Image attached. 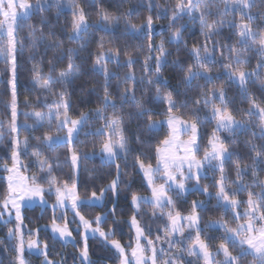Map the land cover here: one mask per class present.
<instances>
[{
    "label": "trees",
    "instance_id": "trees-1",
    "mask_svg": "<svg viewBox=\"0 0 264 264\" xmlns=\"http://www.w3.org/2000/svg\"><path fill=\"white\" fill-rule=\"evenodd\" d=\"M65 1L71 4L70 10L61 5L62 0L47 5L43 0H28L34 12L17 27L18 120L20 139L27 143L22 153L24 171L31 183L44 189L76 186L82 199L104 193L102 206L83 204L79 211L92 222L103 217L101 229L127 253L136 243L131 225L136 218L147 240L165 241L173 255H182L178 261L184 264H206L199 255L188 254L198 238L215 256V264H227L220 252L223 246L235 259L231 264H264L248 247L230 238V232L238 231L248 217L238 219L236 210L217 198L223 178L227 198L240 202L239 212L254 201L264 218V0H252L246 10L233 9L226 0H196L192 5L191 0ZM76 10L85 16L88 28L73 38ZM4 22L0 16V44ZM246 73L251 78L243 89L233 76ZM0 75L1 208L9 194L5 177L14 152L11 64L2 59ZM218 92L224 101L211 100ZM65 108L73 121H86L73 144L49 146L46 141L65 130L59 127V118L47 115ZM215 109L243 126L220 133L229 158L221 169L207 168L199 180L205 192L194 190L182 196L172 191V206L160 209L142 204L136 211L135 198L150 193L141 165L157 167L159 148L170 138L167 126L155 130L151 125L171 115L198 124L202 157L216 132ZM32 113L43 120L31 117ZM112 121L126 150L117 163L100 156L113 136L99 131L108 130ZM117 178L113 191L110 188ZM46 199L51 205L57 202L48 192ZM197 202L203 207L196 208ZM24 211L27 230L33 237L40 233L53 263L80 264L83 243L77 221L70 224L76 245H65L46 230L55 223L64 224L63 215L50 206ZM195 212L200 228L185 229L173 237L169 228L173 216ZM212 222H224L231 231L211 227ZM14 225H0V264H18L16 240L8 235ZM88 243L91 264H121L120 254L108 243L96 237ZM28 264H45V259L29 256Z\"/></svg>",
    "mask_w": 264,
    "mask_h": 264
},
{
    "label": "rangeland",
    "instance_id": "rangeland-1",
    "mask_svg": "<svg viewBox=\"0 0 264 264\" xmlns=\"http://www.w3.org/2000/svg\"><path fill=\"white\" fill-rule=\"evenodd\" d=\"M0 0V7L2 12L0 16L4 18V26L1 32V44H0V59L11 64L12 79L10 82L13 102L10 105L13 114V125L10 128L12 132L11 140L14 146L13 162L11 167L7 168V183L9 194L6 201L0 208V225H9L12 222L15 223L11 228L8 235L10 238L16 240V246H18V264H28L29 256L44 257L45 264H55L49 258V247L43 244L40 239V233L35 232V237L27 230L24 222V210L36 208V206L47 208L50 206L52 210L65 219L64 224L55 223L46 227V230L50 231L53 236L61 240L65 245H76L75 234L70 226L71 221H77L78 228L82 232L83 248L81 249L80 264H91V254H89L90 239L94 237L101 239L105 244L108 243L116 253L120 254L122 260L121 264H184L178 261V258L182 255H173L167 246L165 241L160 240L156 243L154 241L147 240L143 229H141L138 220L135 218L131 221L132 228L135 232V246L127 253L123 246L119 242H110L108 239V233L106 234L101 229L103 223V217H99L96 221H89L80 213V207L83 204L102 206L105 202V194L92 195L90 199H82L78 196V190L76 186L65 187L52 185L48 189H44L38 186H34L28 174L24 171L25 165L23 163L22 153L27 148L25 139H20V130L22 125L19 122V109H18V86L16 75V63L15 57L17 54L18 40H16V33L18 24L27 20L34 12V6H32L28 0H22L16 7L10 6V1L2 2ZM53 0H43V5H47ZM56 2L61 0H55ZM61 4L67 10L71 9V4L66 2ZM231 3L229 7L233 9H249L252 0H226ZM231 1V2H230ZM75 10V9H74ZM76 29L73 38L79 37L88 27V23L85 16L80 10H76ZM248 33V31L246 32ZM249 34V33H248ZM5 39L6 44L3 40ZM3 43V44H2ZM241 88L245 89L247 81L251 78L249 73L236 74L233 76ZM1 79V75H0ZM212 101L215 98L224 101L222 93H213ZM210 100V101H211ZM48 113L47 117L53 119L59 118V127L64 129L65 132L58 134L55 137L48 139L46 142L49 146H55L56 144H73L78 137L81 127L86 121L84 119H78L73 121L68 117L66 108L65 110ZM31 117L43 120V116L37 113H32ZM216 119V132L210 140V150L200 157V128L199 125L194 122H186L182 118L176 116H169L162 121L154 122L151 126L153 129L158 130L165 125L170 130V138L159 149L157 167H145L141 165V171L144 173L146 183L150 193L148 196H138L133 202V207L136 211L142 204H151L158 208H166L172 206L173 196L171 192L174 191L179 195H189L194 190L205 192L201 186L200 179L205 177L207 168L215 167L221 169L224 162L227 160L228 152L222 146L220 139V133L226 131H234L237 128H242L243 124L236 120L230 114H225L222 109H215L213 119ZM262 118L263 115H262ZM2 122L0 121V127ZM108 130L102 128L99 133H110L113 136V140L101 149L100 156L103 161L108 163H117L118 157H123L126 150L124 145V139L120 130L116 127L115 121L108 123ZM26 128H32L31 125H25ZM4 137L0 132V142ZM75 172L78 173L80 164L78 160L74 158ZM120 178H117L112 184L113 191L117 188V184ZM220 193L218 194V202L225 205L227 208L236 210L237 218L240 219L242 215L248 217L245 223H242L239 230L230 232L228 225L224 222H212L211 227L222 228L230 232V238L239 242L242 246L248 247V252L256 258L264 260V218L259 213L257 205L254 201L249 203V207L245 212H239L240 202L230 200L227 198L224 191V180L221 179ZM47 192L54 195L57 198L55 205H51L48 199H46ZM203 207L200 202L196 203V208ZM71 212V215L68 214ZM170 232L174 236H180L185 232V229H199L200 228V216L195 212L192 215H174L170 223ZM30 237V238H29ZM198 238V234H197ZM220 252L224 255L223 258L227 264H231L235 259L231 256L224 246L220 248ZM184 254V253H183ZM189 255H199L206 264H215V256L207 249L206 244L197 239L196 244L188 252ZM186 257V256H185ZM188 257V256H187Z\"/></svg>",
    "mask_w": 264,
    "mask_h": 264
},
{
    "label": "crops",
    "instance_id": "crops-1",
    "mask_svg": "<svg viewBox=\"0 0 264 264\" xmlns=\"http://www.w3.org/2000/svg\"><path fill=\"white\" fill-rule=\"evenodd\" d=\"M8 1H10V6H11V7H16V6H18L19 3L22 2V0H4V1H2V2H3V3H4V2H7V3H8ZM2 8H3V7H0V11L2 10ZM1 12H2V11H1ZM1 12H0V13H1Z\"/></svg>",
    "mask_w": 264,
    "mask_h": 264
},
{
    "label": "water",
    "instance_id": "water-1",
    "mask_svg": "<svg viewBox=\"0 0 264 264\" xmlns=\"http://www.w3.org/2000/svg\"><path fill=\"white\" fill-rule=\"evenodd\" d=\"M196 0H191L190 5H192Z\"/></svg>",
    "mask_w": 264,
    "mask_h": 264
}]
</instances>
